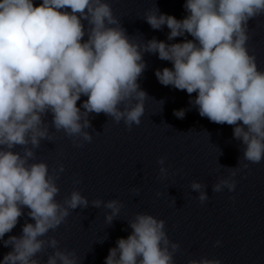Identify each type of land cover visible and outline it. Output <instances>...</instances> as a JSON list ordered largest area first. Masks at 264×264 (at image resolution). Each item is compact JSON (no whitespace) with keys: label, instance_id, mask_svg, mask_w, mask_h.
<instances>
[{"label":"clouds","instance_id":"clouds-1","mask_svg":"<svg viewBox=\"0 0 264 264\" xmlns=\"http://www.w3.org/2000/svg\"><path fill=\"white\" fill-rule=\"evenodd\" d=\"M183 7L182 19L158 11L147 13L145 19L153 29L167 26L169 41L185 34L193 39L171 44L152 39L143 51L171 62V68L155 72L159 83L189 95L195 92L193 103L199 115L233 125L234 137L245 145L244 159L260 162L264 159V70L258 69L246 43L248 21L264 14V0H185ZM82 20L92 25L83 41ZM144 67L140 46L129 40L104 0H41L38 4L0 0V146L12 149L29 141L38 146L39 139L48 136L47 128L40 127L45 112L52 113L57 130L83 141L92 139L83 131L90 126L86 118L90 112H103L117 123L123 120L129 128L139 125L146 93L137 81ZM82 96L87 99L78 107ZM133 98L134 105L126 103ZM174 114L183 118L185 112L174 110ZM32 156L29 149L21 157L0 147V239L16 226L22 207L30 209L28 215L35 221L23 226L20 237L4 240L12 251L0 264H37L32 257L44 243L38 237L58 227L68 209L88 204L86 197L73 191L65 201L67 207L59 205L54 199L59 189L47 164L28 165ZM158 163L160 173L166 174L164 158ZM63 170L60 165L59 171ZM224 187L232 191L235 181L221 179L213 191ZM191 188L200 193L201 203L207 200L201 183L193 181ZM92 203L99 207L101 201ZM105 206L112 210L107 216L111 222L120 205L113 200ZM130 226L132 233L117 240L105 264H174L172 253L162 247L168 244L163 220L138 214ZM49 243L55 247L57 241ZM178 247L172 244L173 251ZM57 258L60 264H76L71 253L60 251L47 264H57ZM188 264L221 261L201 258Z\"/></svg>","mask_w":264,"mask_h":264},{"label":"water","instance_id":"water-1","mask_svg":"<svg viewBox=\"0 0 264 264\" xmlns=\"http://www.w3.org/2000/svg\"><path fill=\"white\" fill-rule=\"evenodd\" d=\"M104 2L110 4L129 40L142 51L145 67L137 83L146 93L144 113L140 124L131 128L103 112L87 113L90 126L83 131L92 139L83 141L82 137H70L62 129L57 130L52 113L45 112L40 127L47 128L48 136L39 139L38 146L33 147L30 141L12 149L0 146L21 157L25 149L31 150L28 165L46 163L59 189L54 199L62 207H67L65 201L73 191L88 200L86 206L68 209V216L58 227L38 237L44 243L32 259L47 264L48 258L60 251L71 253L76 264H105L117 240L132 233L130 225L136 216L148 214L164 221L168 244L162 247L172 253L174 264L201 258L219 259L221 264H264V159L257 163L245 160V145L234 137V126L201 117L193 103L195 92L189 95L186 90L159 83L155 72L172 64L143 51L152 39L169 44L193 39L185 34L169 41L167 26L153 29L145 19L151 11L182 19L186 15L185 0ZM82 24L83 41L88 39L92 25L87 20ZM247 27V49L255 56L258 69L264 70V14L250 19ZM86 99L82 96L77 106ZM136 102L133 98L126 103ZM119 107L123 110L124 104ZM180 109L185 112L183 118L174 114ZM160 158H164L167 169L164 175L159 171ZM232 171L235 176H231ZM228 178L235 181L232 191L227 187L213 191L216 183ZM193 181L203 185L207 196L203 203L199 201L200 193L191 188ZM94 200L101 201L99 207L92 203ZM113 200L120 208L109 222L107 216L112 210L105 205ZM29 211L22 207L16 226L0 239V260L12 251V245L5 246L4 240L20 237L25 224L35 223ZM52 239L57 241L55 247L50 246ZM173 243L179 245L174 251Z\"/></svg>","mask_w":264,"mask_h":264}]
</instances>
